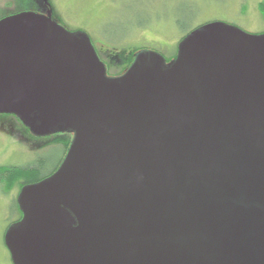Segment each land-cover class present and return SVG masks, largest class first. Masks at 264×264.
Wrapping results in <instances>:
<instances>
[{"label":"water","instance_id":"95a60500","mask_svg":"<svg viewBox=\"0 0 264 264\" xmlns=\"http://www.w3.org/2000/svg\"><path fill=\"white\" fill-rule=\"evenodd\" d=\"M106 76L51 12L0 19V112L70 131L18 192L14 264H264V32L220 21Z\"/></svg>","mask_w":264,"mask_h":264},{"label":"rangeland","instance_id":"374dc122","mask_svg":"<svg viewBox=\"0 0 264 264\" xmlns=\"http://www.w3.org/2000/svg\"><path fill=\"white\" fill-rule=\"evenodd\" d=\"M17 1L19 0H0V17L16 11ZM33 1L41 9L26 11L45 13L50 10L53 18L65 29L83 31L91 38L94 48L100 50L107 77L119 76L128 63L129 55L132 53L134 58L141 48L154 50L165 58V62H171L183 36V32L174 22V15L178 13L189 15L185 20L187 27L220 21L239 27L247 33L264 32V19L258 8L259 3L264 0ZM147 16L149 19L146 20ZM146 21L147 27L137 28L139 22ZM0 118L6 120L5 117ZM8 125L12 127L13 124L4 123V126ZM25 127L19 120L18 129L14 126L13 133L0 130V166H24L39 157L46 162L43 169L46 174L63 155L59 141L66 136L61 131H56L45 138H33ZM19 191V187L14 185L8 193H3L0 185V264H14L10 260L3 235L5 227L16 219L17 214H10V205Z\"/></svg>","mask_w":264,"mask_h":264},{"label":"trees","instance_id":"16d2710c","mask_svg":"<svg viewBox=\"0 0 264 264\" xmlns=\"http://www.w3.org/2000/svg\"><path fill=\"white\" fill-rule=\"evenodd\" d=\"M39 7L40 6H37L36 2L33 0H19V1H17L16 6H15L16 11L10 12L8 14L6 13V15H3L2 17H0V19L7 16V15L17 14V12L26 11L28 9H37V11H39L41 9ZM189 7L192 8L193 6H189ZM258 8L260 9L261 15L264 19V1L259 3ZM186 18H189V15L182 14V13H178L177 15H174V22L177 23L178 27L183 32V36L181 37V40L183 39V37L185 35H187V33L192 31L194 28H196L200 25H203V24H200L198 26L187 27V25L185 23ZM147 19H149L148 16H147L146 20ZM148 21H146L144 23L139 22L137 25V28L138 27H140V28L147 27ZM142 49L143 48H141L140 50H142ZM128 58H129L128 63L122 69L120 74L123 73L125 71V69L129 66V64L133 61V59H134L133 54L131 53ZM6 116H7V114H6ZM20 125H21V123H20ZM28 132H29V130H28ZM61 133H63L62 134L63 136H66V137H63L64 139L61 136L62 139H60V141H59V143H60L59 146H61V149L63 150V155L58 159L57 164L54 165L52 167V169L49 172H47L46 174L43 173V169L45 168L46 162L39 159V157H35V159H33L32 162H28V164H25L24 166L2 165V167H0V185H1V189H2L3 193H8L11 190V188L14 187V185L18 186L20 189L21 187H24L26 184L36 183V181L44 179L48 175H51L55 172L57 167L62 162V159L68 150L67 147H68V145L72 139L71 135H70V133H71L70 131L61 132ZM46 136H48V135H45V137ZM45 137H40V138H45ZM17 197L18 196H15L13 203L10 205V214L11 215L17 214V216H16V219L11 221V223H9L8 225L15 223L17 220H19L21 218L22 212H21L20 206H18ZM9 256H10V251H9ZM10 260H11V256H10Z\"/></svg>","mask_w":264,"mask_h":264},{"label":"flooded vegetation","instance_id":"af4514ba","mask_svg":"<svg viewBox=\"0 0 264 264\" xmlns=\"http://www.w3.org/2000/svg\"><path fill=\"white\" fill-rule=\"evenodd\" d=\"M50 12V10H46V12L44 13V14H46L47 12ZM51 16H52V18H53V15L51 14ZM53 19H55V18H53ZM56 20V19H55ZM57 21V20H56ZM93 48H94V46H93ZM95 49V48H94ZM100 51V50H99ZM98 51V49H95V52L97 53V56H98V58H99V60H101V58H100V52ZM176 54H174V58L176 57L175 56ZM102 61V60H101ZM102 63H103V61H102ZM168 63V62H167ZM103 65H104V63H103ZM104 68H105V65H104ZM6 114L7 113H1L0 112V117H5L6 118V120H3L2 118H0V130L2 129V130H5L6 132H10V133H13V131H14V129H13V127L14 126H16V129H18L17 128V125H19V120H16V118L14 117L15 115H13V114H7V116H6ZM14 118V119H9V118ZM9 120H11V121H9ZM5 121V122H4ZM18 121V122H17ZM4 123H6V124H13L12 125V127H10L9 125L8 126H4ZM20 130V129H19ZM29 135L31 136V137H38V138H40V137H42V136H37V135H33L32 133H31V131L29 130ZM70 135H71V137H72V133H70ZM45 137V136H44ZM0 167H2V166H0ZM22 188V187H21ZM20 188V189H21ZM22 215V214H21Z\"/></svg>","mask_w":264,"mask_h":264}]
</instances>
